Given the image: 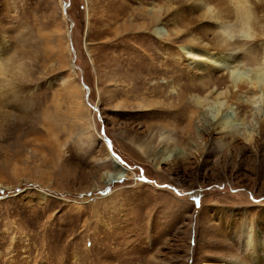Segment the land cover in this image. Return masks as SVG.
<instances>
[{
    "label": "rangeland",
    "instance_id": "obj_1",
    "mask_svg": "<svg viewBox=\"0 0 264 264\" xmlns=\"http://www.w3.org/2000/svg\"><path fill=\"white\" fill-rule=\"evenodd\" d=\"M124 4L127 16L114 17ZM138 5L0 0V35L24 61L0 90V264H264V128L247 141L242 127L219 148L208 115L182 131L174 112L147 110L144 97L168 95L173 74L187 90L193 80L178 41L164 45L153 31L167 37V20L135 37L123 30ZM142 56L153 63L137 70L144 94L127 97L119 74ZM156 131L176 138L157 167ZM107 147L120 158L115 181L103 174L115 167ZM244 225L256 229L253 245Z\"/></svg>",
    "mask_w": 264,
    "mask_h": 264
},
{
    "label": "bare ground",
    "instance_id": "obj_2",
    "mask_svg": "<svg viewBox=\"0 0 264 264\" xmlns=\"http://www.w3.org/2000/svg\"><path fill=\"white\" fill-rule=\"evenodd\" d=\"M145 1L139 0L138 6L141 8L137 6L136 11H130L129 19H124L123 30L128 33L130 31L131 36L135 37L138 35L137 31L147 28L149 24L167 20L171 24L170 34L167 37H164L163 33L159 34V28L153 31L160 40L166 38L164 45L172 41L171 37L173 41H178L177 59L179 64L183 65L186 77L193 81L187 90L188 84L180 74H173L169 77L170 81L166 80L163 86L164 89L170 88L168 95L156 93L151 100L144 97L145 101L141 104L151 111L155 106H161L160 109L168 112V115L174 112V120L185 123L183 126L178 125L180 123L176 125L181 127L182 131L183 127L184 130L191 127L194 114L198 117L208 115L212 122L210 132L214 135L212 142L219 145V148L228 143V136L231 133L239 131L242 127L243 137L251 141L254 137L253 127H256L258 133L264 128V0H158L162 3H157L149 9L144 8ZM127 10L129 8L127 9L124 4L116 12L114 11V17L116 15L118 17V11L119 14L127 16ZM137 19L142 21L134 23ZM114 28L117 32L122 31L119 25ZM242 31L247 32L253 39L239 35ZM18 57L15 56L5 36L0 35V90L11 82L14 71H19L23 66L21 63L24 61ZM144 59V56L138 58L137 61L135 60L137 65L129 64L125 73L119 74L121 80L124 77L128 78L127 97H139V94H144L140 91L148 77L137 74V70L142 71L139 67L147 66L143 62ZM151 66H153L152 61L147 67ZM145 73L150 75L148 71ZM4 94L0 93V100ZM173 99L177 100L175 104L170 102ZM183 101L186 103L183 104ZM233 105L242 109L249 107V110L244 111L241 116L231 111ZM152 113L154 112L150 114ZM182 117L185 120H182ZM93 122L88 120L86 128H93ZM161 122L160 124L165 127V123ZM152 135L157 140V148L161 144L165 145L163 149H157L153 153V158L156 160L154 165L157 167L160 162L168 163L170 157H173L174 146L168 148L167 145L175 143L176 138L170 133L160 131ZM222 141L227 143L223 144ZM111 155L112 151L107 147L106 158L111 160ZM112 161L115 165L114 170L103 172L108 181H115L119 177L116 178L114 175L120 170L116 167L121 163L116 159ZM255 231L256 229L249 230L244 225L242 232L245 235L243 234L242 242L253 245L251 235ZM262 239L263 235L260 240ZM260 245L264 249V242Z\"/></svg>",
    "mask_w": 264,
    "mask_h": 264
},
{
    "label": "clouds",
    "instance_id": "obj_3",
    "mask_svg": "<svg viewBox=\"0 0 264 264\" xmlns=\"http://www.w3.org/2000/svg\"><path fill=\"white\" fill-rule=\"evenodd\" d=\"M239 35L245 36V37H247L249 39H253V37L249 36L247 32H243L242 31V32L239 33Z\"/></svg>",
    "mask_w": 264,
    "mask_h": 264
},
{
    "label": "snow or ice",
    "instance_id": "obj_4",
    "mask_svg": "<svg viewBox=\"0 0 264 264\" xmlns=\"http://www.w3.org/2000/svg\"><path fill=\"white\" fill-rule=\"evenodd\" d=\"M109 147H111V144H109ZM117 158V160H119L120 158L119 157H116ZM141 178H143L142 176H141ZM162 187H168L167 185H163Z\"/></svg>",
    "mask_w": 264,
    "mask_h": 264
},
{
    "label": "water",
    "instance_id": "obj_5",
    "mask_svg": "<svg viewBox=\"0 0 264 264\" xmlns=\"http://www.w3.org/2000/svg\"><path fill=\"white\" fill-rule=\"evenodd\" d=\"M111 157H112V159H114V160H115V158H114L113 154L111 155Z\"/></svg>",
    "mask_w": 264,
    "mask_h": 264
}]
</instances>
